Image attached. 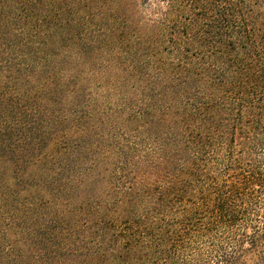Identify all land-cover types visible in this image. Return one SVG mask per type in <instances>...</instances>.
Masks as SVG:
<instances>
[{
  "label": "trees",
  "instance_id": "obj_1",
  "mask_svg": "<svg viewBox=\"0 0 264 264\" xmlns=\"http://www.w3.org/2000/svg\"><path fill=\"white\" fill-rule=\"evenodd\" d=\"M0 264H264V0H0Z\"/></svg>",
  "mask_w": 264,
  "mask_h": 264
},
{
  "label": "rangeland",
  "instance_id": "obj_2",
  "mask_svg": "<svg viewBox=\"0 0 264 264\" xmlns=\"http://www.w3.org/2000/svg\"><path fill=\"white\" fill-rule=\"evenodd\" d=\"M76 137H78V134H75L73 137L67 138V140L64 141V143L60 144V151H58V153L60 152L59 155H60L61 158L69 157L70 150H72L73 152H77L78 151V142L75 140ZM62 165L63 166L66 165V160L65 159H62ZM58 167L61 168L62 166L58 165ZM47 208L48 209L46 211H44L46 213V215L47 214L51 215V214H54L55 212H57V208L56 207H54V208L53 207H47ZM70 209L72 210V207H70Z\"/></svg>",
  "mask_w": 264,
  "mask_h": 264
}]
</instances>
